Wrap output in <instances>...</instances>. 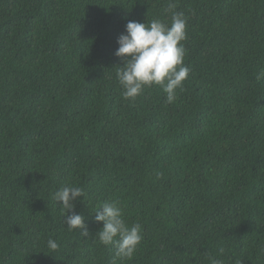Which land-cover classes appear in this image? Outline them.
<instances>
[{
    "label": "trees",
    "instance_id": "1",
    "mask_svg": "<svg viewBox=\"0 0 264 264\" xmlns=\"http://www.w3.org/2000/svg\"><path fill=\"white\" fill-rule=\"evenodd\" d=\"M169 3L187 18L183 90L125 100L117 39L171 24ZM261 72L264 0H0V264H112L94 212L113 201L143 236L116 264H264ZM65 186L84 190L87 237L53 199Z\"/></svg>",
    "mask_w": 264,
    "mask_h": 264
},
{
    "label": "clouds",
    "instance_id": "2",
    "mask_svg": "<svg viewBox=\"0 0 264 264\" xmlns=\"http://www.w3.org/2000/svg\"><path fill=\"white\" fill-rule=\"evenodd\" d=\"M176 5L169 3L165 13H171V24L159 19L142 23L128 21L125 33L117 39L118 48L115 55L125 59L123 67H118L117 80L125 100H135L146 87L159 86L165 93V103L176 102L178 90H183L190 68L184 64L186 49L183 41L187 39V18L183 12L175 11ZM264 78V72L259 73L257 79ZM84 190L80 187H62L53 194L56 203L62 202V208L67 210L65 225L69 230H83L82 237L89 232L85 225V217L74 211V202L84 197ZM71 212L69 215L68 213ZM95 221L102 222V227L95 234V238L104 245H112L116 260H131L141 243V224L129 226L123 209L118 201L105 202L95 212ZM47 247L55 251L58 243L49 239ZM224 248L219 249L223 255ZM210 264H224L216 257H209Z\"/></svg>",
    "mask_w": 264,
    "mask_h": 264
}]
</instances>
